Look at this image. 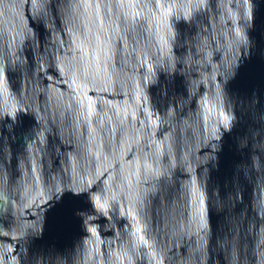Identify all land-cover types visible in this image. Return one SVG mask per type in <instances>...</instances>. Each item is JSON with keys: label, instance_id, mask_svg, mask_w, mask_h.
I'll use <instances>...</instances> for the list:
<instances>
[{"label": "water", "instance_id": "95a60500", "mask_svg": "<svg viewBox=\"0 0 264 264\" xmlns=\"http://www.w3.org/2000/svg\"><path fill=\"white\" fill-rule=\"evenodd\" d=\"M262 5L0 0V264H264Z\"/></svg>", "mask_w": 264, "mask_h": 264}, {"label": "snow or ice", "instance_id": "6c2138e0", "mask_svg": "<svg viewBox=\"0 0 264 264\" xmlns=\"http://www.w3.org/2000/svg\"><path fill=\"white\" fill-rule=\"evenodd\" d=\"M206 0H199V3H205ZM249 0H244L245 4H248ZM253 4H256L257 0H251ZM262 11L256 12L255 10L251 14L252 26L260 27L264 26V5L261 6ZM247 26V23H246ZM95 189H92L94 191ZM90 193L87 190V186L81 187L75 181H70L68 185H65L63 188L55 187L52 191V201L49 203H57L63 205L64 213L72 217L76 215L81 209L76 207V203L81 199L89 198ZM90 204L92 201H89ZM102 207V205H101Z\"/></svg>", "mask_w": 264, "mask_h": 264}, {"label": "flooded vegetation", "instance_id": "af4514ba", "mask_svg": "<svg viewBox=\"0 0 264 264\" xmlns=\"http://www.w3.org/2000/svg\"><path fill=\"white\" fill-rule=\"evenodd\" d=\"M44 175H45V183H44V188L42 190L44 192V195L46 194L44 198L46 197L45 202L48 209L47 212L49 215H55L57 213L58 216L60 217L59 213L61 211L62 205L57 203H49V201H52V191L55 187L63 188L65 185H68V177H69L68 165L66 164L65 169L62 163L57 164L55 167L50 166L47 168ZM26 191L33 192V188H28ZM8 223H9V216L7 215V224Z\"/></svg>", "mask_w": 264, "mask_h": 264}]
</instances>
